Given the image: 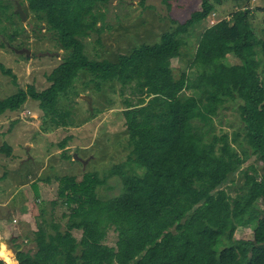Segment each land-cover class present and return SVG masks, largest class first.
I'll return each instance as SVG.
<instances>
[{
    "label": "trees",
    "instance_id": "trees-1",
    "mask_svg": "<svg viewBox=\"0 0 264 264\" xmlns=\"http://www.w3.org/2000/svg\"><path fill=\"white\" fill-rule=\"evenodd\" d=\"M110 1H16L24 12L26 2L30 11L44 17L67 53L46 75L47 87L36 90L29 84L0 98V114L19 110L34 99L43 113L56 122L64 120L68 111L58 112V97L71 89L81 71L100 82L117 81L130 91L123 97L122 109L129 145L126 158L102 176L54 175L57 188L51 213L59 203L67 210L61 215L66 218L64 227L43 217L49 228L38 223L33 232L36 249L19 250L17 260L20 264H264V206L254 205L257 199L264 205V173L258 174L257 166L248 162L255 154L264 163V36L257 35L249 9L234 10L204 27L190 56L183 34L224 0H202L201 9L183 22L172 20L174 27L163 31L159 41L134 45L115 61L91 58L83 39L91 31L101 32L100 7ZM8 8L0 3L3 17H8ZM14 10L10 13L19 15ZM16 29L8 35L0 27V32L12 40ZM174 58L178 69L172 65ZM0 69L14 77L2 62ZM229 101L237 105L241 127L231 136L213 133L209 140L206 134L213 131L214 116ZM66 140L58 142L63 151ZM0 150L9 154L11 147L3 142ZM238 169L242 182L234 181ZM112 174H118L121 190L101 197L97 187ZM227 182L236 190L234 195L222 187ZM30 187L32 211L40 204V193L35 182ZM252 223L251 238L234 237L238 226ZM109 228L117 236L112 245L105 241ZM75 229L81 231L78 238Z\"/></svg>",
    "mask_w": 264,
    "mask_h": 264
},
{
    "label": "rangeland",
    "instance_id": "rangeland-1",
    "mask_svg": "<svg viewBox=\"0 0 264 264\" xmlns=\"http://www.w3.org/2000/svg\"><path fill=\"white\" fill-rule=\"evenodd\" d=\"M16 1L19 0H0L1 4L9 7L8 17L0 13V27L8 30V35L17 28L12 40L0 32V41L8 43L0 45V62L14 74L13 77L0 69V98L29 84L36 90L47 87L49 81L46 75L67 53L59 45L56 34L47 28L44 17L30 11L26 2L24 19L10 13L16 8ZM201 1L111 0L100 7L104 12V19L98 22V25L102 23L101 32L91 31L83 39L85 51L91 58L115 61L120 53H128L134 45L159 41L163 31L174 27L172 20L183 22L193 10L201 9ZM258 7L260 9L256 10ZM238 9H249L251 24L256 28L257 35L263 37L264 0H224L183 34L188 55H192L197 37L204 27ZM12 46L29 50L14 51ZM172 65L175 69L180 66L176 58L172 59ZM188 71L191 76L195 74L193 68ZM93 77L91 73L81 71L71 89L59 95L58 112L68 111L64 120L56 122L50 114L43 113L34 99H28L19 110H7L0 114V145L6 142L11 147L9 154L0 150V252L3 253L0 256L8 264L14 259L2 239L12 252H15L17 244L19 249L34 252L33 232L38 223L49 228L43 220H55L61 228L64 227L66 218L61 215L67 210L59 203L56 211L51 213V200L56 196L57 188L54 175L75 174L81 177L85 172H97L102 176L128 155L127 126L122 109L123 97L130 91L121 88L117 81L100 82ZM81 95H88L90 103ZM224 106L214 116L213 131L209 136L206 134L209 140L213 133L227 132L231 136L235 129L241 127L236 103L229 101ZM58 117L55 115L56 119ZM64 138L67 139L65 151L58 146ZM231 144L238 151L241 149L235 142ZM64 153L70 156L65 157ZM248 162L257 166L258 174L264 173V163L255 154ZM248 162L241 166L246 167ZM240 169L236 171L234 181H243ZM45 178L51 180L46 182ZM32 182L38 185L40 204L37 203L31 211L29 195L33 194ZM28 186L30 189H27ZM222 187L232 195L236 192L229 182ZM97 188L101 197L118 194L121 190L118 174H112L104 185ZM254 205L261 209L264 206L259 199ZM40 207L44 209L42 213ZM253 227V223L238 226L234 237L251 238ZM73 233L78 238L81 231L75 229ZM116 237L113 228H109L105 241L112 245Z\"/></svg>",
    "mask_w": 264,
    "mask_h": 264
},
{
    "label": "water",
    "instance_id": "water-1",
    "mask_svg": "<svg viewBox=\"0 0 264 264\" xmlns=\"http://www.w3.org/2000/svg\"><path fill=\"white\" fill-rule=\"evenodd\" d=\"M14 11L17 12V13L20 15V17H21L22 19L25 18V12H24V10L21 8L20 3H16V8H15ZM24 50L28 51L29 49H27V48H26V49L23 48L22 50H19V51H24ZM26 51H25V52H26ZM81 96L84 97V98L90 103V97H89L88 95H81ZM6 216H7V215H6ZM2 240L6 243V246H7V249H8V253L11 254V256H14V252H12V248L7 244V242H6L4 239H2ZM16 260H17V259L14 258V262H15V264H17ZM6 264H8V261H7Z\"/></svg>",
    "mask_w": 264,
    "mask_h": 264
},
{
    "label": "crops",
    "instance_id": "crops-1",
    "mask_svg": "<svg viewBox=\"0 0 264 264\" xmlns=\"http://www.w3.org/2000/svg\"><path fill=\"white\" fill-rule=\"evenodd\" d=\"M7 215H9V214L7 213ZM0 216H1V214H0ZM12 257H13V259H14V258L16 259V257H15V256H12ZM0 260H1V261H3V262H4V264H6V263H7V261H6L4 258H2L1 256H0ZM16 262H17V264H18V260H16ZM11 264H15V263H14V261H12V262H11Z\"/></svg>",
    "mask_w": 264,
    "mask_h": 264
},
{
    "label": "flooded vegetation",
    "instance_id": "flooded-vegetation-1",
    "mask_svg": "<svg viewBox=\"0 0 264 264\" xmlns=\"http://www.w3.org/2000/svg\"><path fill=\"white\" fill-rule=\"evenodd\" d=\"M15 248V252H14V256L16 257V253L19 251V250H24V249H19L18 248V246H17V248L16 247H14ZM17 259V258H16ZM15 263V262H14ZM18 264H20L19 263V261H18Z\"/></svg>",
    "mask_w": 264,
    "mask_h": 264
},
{
    "label": "clouds",
    "instance_id": "clouds-1",
    "mask_svg": "<svg viewBox=\"0 0 264 264\" xmlns=\"http://www.w3.org/2000/svg\"><path fill=\"white\" fill-rule=\"evenodd\" d=\"M3 253L2 252H0V255H2Z\"/></svg>",
    "mask_w": 264,
    "mask_h": 264
}]
</instances>
